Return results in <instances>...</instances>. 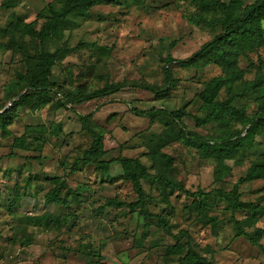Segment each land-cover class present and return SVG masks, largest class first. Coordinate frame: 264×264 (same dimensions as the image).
Masks as SVG:
<instances>
[{
  "label": "rangeland",
  "instance_id": "rangeland-1",
  "mask_svg": "<svg viewBox=\"0 0 264 264\" xmlns=\"http://www.w3.org/2000/svg\"><path fill=\"white\" fill-rule=\"evenodd\" d=\"M251 1L241 0L243 5ZM5 2L0 0V112L14 104L17 117L8 126L9 133L0 130V264H176L178 256L166 254V249L178 239L166 234L155 218L147 219L145 227L138 211L109 206L100 211L108 198L131 202L137 196L131 183L119 177L118 164L100 172L80 162L91 138L81 129L76 114L92 112L93 120L107 131L104 160L138 158L150 173H157L164 172L163 154L171 156L173 163L166 173L190 191L216 188L228 193L249 165L264 159V127H258L225 161L230 171L215 181L216 159L182 144L179 131H196L209 142L226 130L245 132L248 125L228 124L221 113L202 127L194 124L195 117L206 113L199 94L210 78L220 75L216 65L185 69L170 63L177 82L165 95L125 86L111 96L74 104L73 111L58 106L57 99L60 92L75 94L78 88L89 91L111 82L160 85L166 56L186 58L218 31L188 21L189 16L200 15L194 0H114L80 5L88 15L69 16L58 28L60 37L40 45L24 24L34 21V28L40 29L50 17V8L62 9L64 0H20L15 7H5ZM78 42L94 47L61 52L53 61L50 79L58 92L50 93L48 103L20 102L21 95L30 92L25 57ZM238 64L246 70L243 80L264 77V46L240 57ZM243 80L234 85L233 92H238ZM256 94L259 102L264 100L261 92L249 91L235 99L233 106L243 108L246 115L255 114ZM226 97L221 89L218 98ZM152 108L182 109L186 115L180 123L166 114L150 120L132 111ZM259 115L264 118V108ZM56 123L61 125L58 136L49 131ZM22 134L24 146H14V139ZM76 161L77 170L71 172ZM50 176L64 179L73 193L68 207L44 202L50 188L45 177ZM142 186L148 195V211L165 216L172 234L187 230L194 248L213 263L264 264V252L239 235L234 224V219L245 220L242 227L248 233L260 228L264 247V211L231 212L226 200L213 194L207 200V212L218 221L214 236L209 224L198 221L191 197L178 192L167 196L155 182L143 180ZM238 192L241 200L264 207V178L239 184Z\"/></svg>",
  "mask_w": 264,
  "mask_h": 264
},
{
  "label": "trees",
  "instance_id": "trees-1",
  "mask_svg": "<svg viewBox=\"0 0 264 264\" xmlns=\"http://www.w3.org/2000/svg\"><path fill=\"white\" fill-rule=\"evenodd\" d=\"M114 0H64L63 8L54 10L50 8L49 19L40 27L34 28V21L24 24V29L28 30V34L43 45L46 41L53 37H60L58 28H61L69 16L81 14L88 15L86 11L79 9L80 5L90 7L98 4H109ZM20 0H7L3 4L5 7H15ZM199 8L200 15L189 16L188 21L196 26L203 25L218 32L209 40L204 42L197 51L190 56L181 59H175L171 56H166V65L163 67L164 77L162 84H138L131 82H111L105 83L102 87L93 90H84L78 88L75 94H66L60 92V97L57 99V104L73 111L72 105L80 104L92 99L111 96L119 92L125 86L142 88L157 95L167 94L171 88L176 85L170 63L175 62L182 68L201 69L207 65L214 64L220 69V75L210 78L199 94V98L203 105L207 108L206 113L202 117H195L194 124L196 127H202L207 123L218 118L221 113L225 115V121L228 124L234 122L243 123L246 126L244 133L238 130H226L224 134L216 138L213 142H209L201 134L193 130L181 129L179 131V140L182 144L188 147L196 148L204 157L215 158L214 180H222L230 171V166L226 164L227 159H232L235 152L241 149L244 141L253 137L258 127H264V118L259 115L263 112L264 100L258 101L257 94L255 100L259 102L258 110L253 115H246L243 108L233 106V102L237 98L244 97L249 91L261 92L264 97V77L259 75L255 80H243L245 69L238 64L240 57L247 53L258 50L264 46V30L262 21L264 20V0H252L249 3L242 4L241 0H194ZM209 12H218L217 16L206 17ZM94 47V44L89 42H78L73 47H63L54 51L42 49L31 57H25L24 62L27 66L26 85L30 90L29 93L21 95L20 102L33 101L35 106L46 104L49 101L50 93L55 90V84L51 81V67L53 61L60 57V53L79 50L82 48ZM242 81V86L238 92H233L234 85ZM11 88V87H9ZM224 89L227 97L219 99V93ZM21 104V103H20ZM14 105V104H13ZM5 107L0 112V130L2 133H9L8 126L17 117L15 107ZM16 105V104H15ZM135 115L146 116L153 120L156 116L166 114L171 121L182 123V118L186 115L182 109L165 110L164 108H152L147 111H139L132 109ZM80 123L81 129L87 133L90 138L89 146L83 151L80 157V162L83 164H91L100 171L106 172L111 169L112 164L116 163L120 166L119 177L128 180L135 192L137 198L131 202H124L115 198H108L105 203L99 206L102 211L106 206L122 208L125 207L129 212L138 211L144 218V226L147 227L149 218H155L156 223L163 229L166 234L178 239L177 242L167 246L166 254L177 255L178 261L176 264H215L205 256L201 255L195 248L192 236L185 229H180L176 234H172L167 218L161 214H156L148 211L146 194L142 181L155 182L160 185L167 196L174 192L182 193L187 197H191L195 203L197 210V219L200 223L209 224L211 232L214 236L218 234V221L215 216L209 215L207 212V200L213 194L223 197L226 200L227 208L231 212L237 210H252L264 211V207L255 205L251 202L240 199L241 193L238 192V185L244 182L253 181L264 178V159L256 161L249 165L244 175L240 176L237 182L233 185L228 193H224L219 189L212 188L208 191L195 190L190 191L185 186L176 181L166 173L173 163L171 156L163 154L161 164L164 172L150 173L149 168L144 165L138 158L132 157H115L109 160H104V137L107 131L105 128L93 120L92 112L86 114H76ZM51 134L58 136L61 132L60 123H56L49 128ZM26 142L25 134L16 137L13 145L23 147ZM14 156V154H10ZM151 159L154 156L150 154ZM78 160V161H79ZM77 170V161L71 166L70 171ZM45 180L50 184L49 190L44 195V202L47 204L58 203L64 207L69 206L68 198L73 196L66 182L59 176L45 177ZM64 192V193H63ZM63 193V194H62ZM245 220L234 219V224L239 235L246 236L249 241L258 246L263 252L264 247L260 243L262 230L257 228L255 232H246L242 224ZM183 240L182 242L180 240Z\"/></svg>",
  "mask_w": 264,
  "mask_h": 264
}]
</instances>
